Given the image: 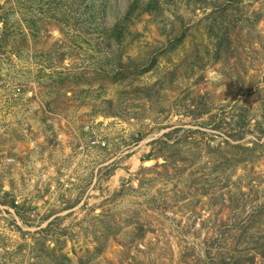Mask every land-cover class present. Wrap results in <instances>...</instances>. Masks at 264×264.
I'll return each instance as SVG.
<instances>
[{
  "label": "rangeland",
  "instance_id": "374dc122",
  "mask_svg": "<svg viewBox=\"0 0 264 264\" xmlns=\"http://www.w3.org/2000/svg\"><path fill=\"white\" fill-rule=\"evenodd\" d=\"M0 264H264V0H0Z\"/></svg>",
  "mask_w": 264,
  "mask_h": 264
},
{
  "label": "built area",
  "instance_id": "2783aa9c",
  "mask_svg": "<svg viewBox=\"0 0 264 264\" xmlns=\"http://www.w3.org/2000/svg\"><path fill=\"white\" fill-rule=\"evenodd\" d=\"M93 144H98V142H93ZM104 145V143H102V146Z\"/></svg>",
  "mask_w": 264,
  "mask_h": 264
}]
</instances>
